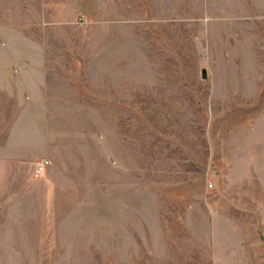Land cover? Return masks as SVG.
Segmentation results:
<instances>
[{"label": "rangeland", "instance_id": "374dc122", "mask_svg": "<svg viewBox=\"0 0 264 264\" xmlns=\"http://www.w3.org/2000/svg\"><path fill=\"white\" fill-rule=\"evenodd\" d=\"M33 45L49 163L0 185V264H264V0H0V69Z\"/></svg>", "mask_w": 264, "mask_h": 264}, {"label": "crops", "instance_id": "0c3cea01", "mask_svg": "<svg viewBox=\"0 0 264 264\" xmlns=\"http://www.w3.org/2000/svg\"><path fill=\"white\" fill-rule=\"evenodd\" d=\"M45 61L44 51L34 45L25 49L15 48V66L7 65L0 69V123L6 129L0 144V185L6 186L4 190L22 180L27 184L31 178L35 179L39 157L35 137L37 122L51 119L47 108ZM12 201V227L4 242L14 249L15 195ZM2 216L7 219L9 215L5 213ZM13 261L9 258L4 264Z\"/></svg>", "mask_w": 264, "mask_h": 264}, {"label": "built area", "instance_id": "2783aa9c", "mask_svg": "<svg viewBox=\"0 0 264 264\" xmlns=\"http://www.w3.org/2000/svg\"><path fill=\"white\" fill-rule=\"evenodd\" d=\"M48 163L49 162L45 160V161L41 162L40 164H38L36 166L34 176L39 177L45 171V168L48 165Z\"/></svg>", "mask_w": 264, "mask_h": 264}, {"label": "water", "instance_id": "95a60500", "mask_svg": "<svg viewBox=\"0 0 264 264\" xmlns=\"http://www.w3.org/2000/svg\"><path fill=\"white\" fill-rule=\"evenodd\" d=\"M203 76L205 77V74Z\"/></svg>", "mask_w": 264, "mask_h": 264}]
</instances>
